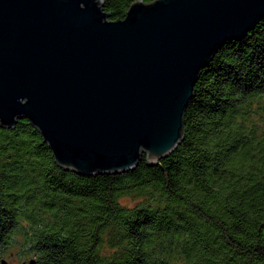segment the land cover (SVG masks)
Here are the masks:
<instances>
[{"label": "trees", "instance_id": "obj_1", "mask_svg": "<svg viewBox=\"0 0 264 264\" xmlns=\"http://www.w3.org/2000/svg\"><path fill=\"white\" fill-rule=\"evenodd\" d=\"M102 1L115 20L136 0ZM182 120L155 163L94 174L59 166L27 118L0 126V259L264 264V16L214 53Z\"/></svg>", "mask_w": 264, "mask_h": 264}, {"label": "water", "instance_id": "obj_2", "mask_svg": "<svg viewBox=\"0 0 264 264\" xmlns=\"http://www.w3.org/2000/svg\"><path fill=\"white\" fill-rule=\"evenodd\" d=\"M263 16L264 0H136L115 20L102 0H0V126L27 118L78 174L155 163L203 67Z\"/></svg>", "mask_w": 264, "mask_h": 264}, {"label": "rangeland", "instance_id": "obj_3", "mask_svg": "<svg viewBox=\"0 0 264 264\" xmlns=\"http://www.w3.org/2000/svg\"><path fill=\"white\" fill-rule=\"evenodd\" d=\"M20 254L14 251H11L9 254H6V260L8 264H21Z\"/></svg>", "mask_w": 264, "mask_h": 264}, {"label": "flooded vegetation", "instance_id": "obj_4", "mask_svg": "<svg viewBox=\"0 0 264 264\" xmlns=\"http://www.w3.org/2000/svg\"><path fill=\"white\" fill-rule=\"evenodd\" d=\"M22 264H27L25 261H22Z\"/></svg>", "mask_w": 264, "mask_h": 264}]
</instances>
